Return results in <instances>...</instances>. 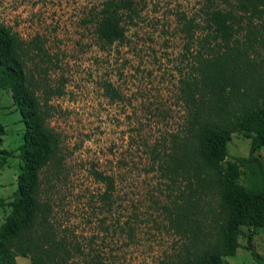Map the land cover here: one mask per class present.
<instances>
[{
	"label": "trees",
	"instance_id": "obj_1",
	"mask_svg": "<svg viewBox=\"0 0 264 264\" xmlns=\"http://www.w3.org/2000/svg\"><path fill=\"white\" fill-rule=\"evenodd\" d=\"M199 14V19L183 13L178 18L190 55L189 67L178 78L182 130L167 147L153 144L148 150L157 176L166 177L175 192L166 203L154 201L179 243L171 264H224L223 257L240 246L242 227L264 229V166L255 154L264 146V67L256 59L257 44H264V0H207ZM137 16L135 0H103L89 18L98 41L109 46L124 38L125 25ZM39 62H49L41 40L36 35L21 39L0 23V90L10 91L22 124L15 188L9 201L0 196V206L9 208L0 223V264H16V256L29 264H113L99 242L97 252L91 239L83 245L68 237V229L54 221L52 198L42 191L41 173L61 161L59 138L47 125L45 108L47 97L60 88L38 81L45 72ZM105 92L110 99L118 96L109 84ZM231 131L250 139L247 156H228ZM5 133L0 123V138ZM11 156L0 149V167ZM92 173L98 182V237L116 230L132 239L136 225L110 224L113 176L99 169ZM214 194L218 209L207 221ZM245 247L264 262L249 237Z\"/></svg>",
	"mask_w": 264,
	"mask_h": 264
},
{
	"label": "rangeland",
	"instance_id": "obj_2",
	"mask_svg": "<svg viewBox=\"0 0 264 264\" xmlns=\"http://www.w3.org/2000/svg\"><path fill=\"white\" fill-rule=\"evenodd\" d=\"M102 1L0 0V23L21 39L36 35L42 42L49 62H39L45 72L40 71L38 81L60 88L58 95L47 97L45 108L50 112L47 125L59 138L61 161L41 173V188L52 198L54 221L68 229V237L83 245L91 239L97 252L99 242L113 264H171L179 243L154 201L166 203L175 192H170L166 177L157 176L148 150L153 144L167 147L171 136L182 130L185 111L178 78L189 67L190 55L178 18L183 13L199 19L207 0H135L137 18L125 25L124 38L109 46L98 41L89 18ZM257 50L256 59L264 67V44H257ZM108 84L117 97L106 95ZM37 93L42 100L41 89ZM0 123L6 129L0 149L12 152L0 167V196L9 201L18 172L22 124L8 89L0 90ZM249 146L250 139L230 132L229 157L247 156ZM255 154L264 166V146ZM98 169L114 179L110 224L136 225L130 240L116 230L98 237V182L92 173ZM8 209L0 206V223ZM217 209L214 194L207 221ZM242 232L240 246L233 256L223 257V263L264 264L245 247L249 237L254 251L264 258V229L242 227ZM15 260L29 264L22 256Z\"/></svg>",
	"mask_w": 264,
	"mask_h": 264
}]
</instances>
